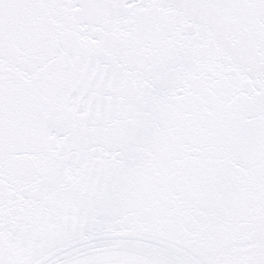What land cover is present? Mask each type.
Returning a JSON list of instances; mask_svg holds the SVG:
<instances>
[{
  "label": "snow or ice",
  "instance_id": "snow-or-ice-1",
  "mask_svg": "<svg viewBox=\"0 0 264 264\" xmlns=\"http://www.w3.org/2000/svg\"><path fill=\"white\" fill-rule=\"evenodd\" d=\"M0 264H264V0H0Z\"/></svg>",
  "mask_w": 264,
  "mask_h": 264
}]
</instances>
